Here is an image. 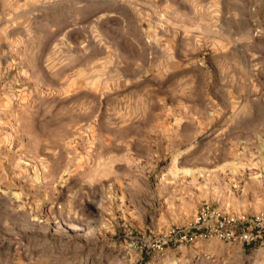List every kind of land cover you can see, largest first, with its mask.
<instances>
[{
	"label": "rangeland",
	"instance_id": "obj_1",
	"mask_svg": "<svg viewBox=\"0 0 264 264\" xmlns=\"http://www.w3.org/2000/svg\"><path fill=\"white\" fill-rule=\"evenodd\" d=\"M263 215L264 0H0V264H264Z\"/></svg>",
	"mask_w": 264,
	"mask_h": 264
},
{
	"label": "built area",
	"instance_id": "obj_2",
	"mask_svg": "<svg viewBox=\"0 0 264 264\" xmlns=\"http://www.w3.org/2000/svg\"><path fill=\"white\" fill-rule=\"evenodd\" d=\"M206 212H207V208H202L201 209V211H200V213L196 216V218H195V220H194V224H193V227H198L199 226V222H200V219H201V217L203 216V215H205L206 214ZM263 217H264V215H263ZM193 234V233H192ZM186 236H187V234H183L182 236H181V238H186Z\"/></svg>",
	"mask_w": 264,
	"mask_h": 264
}]
</instances>
